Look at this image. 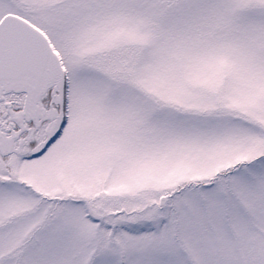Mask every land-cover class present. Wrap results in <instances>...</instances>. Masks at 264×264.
I'll return each mask as SVG.
<instances>
[{
	"label": "snow or ice",
	"instance_id": "obj_1",
	"mask_svg": "<svg viewBox=\"0 0 264 264\" xmlns=\"http://www.w3.org/2000/svg\"><path fill=\"white\" fill-rule=\"evenodd\" d=\"M0 264H264V0H0Z\"/></svg>",
	"mask_w": 264,
	"mask_h": 264
}]
</instances>
